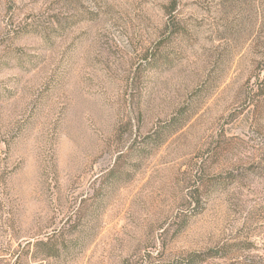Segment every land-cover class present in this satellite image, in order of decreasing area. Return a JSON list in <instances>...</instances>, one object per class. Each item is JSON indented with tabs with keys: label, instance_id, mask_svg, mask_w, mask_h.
<instances>
[{
	"label": "rangeland",
	"instance_id": "1",
	"mask_svg": "<svg viewBox=\"0 0 264 264\" xmlns=\"http://www.w3.org/2000/svg\"><path fill=\"white\" fill-rule=\"evenodd\" d=\"M0 264H264V0H0Z\"/></svg>",
	"mask_w": 264,
	"mask_h": 264
}]
</instances>
